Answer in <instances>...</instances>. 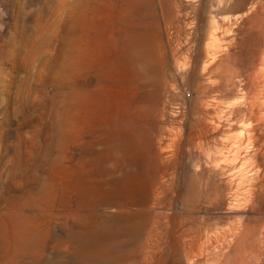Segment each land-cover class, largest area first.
<instances>
[{"label": "rangeland", "instance_id": "obj_1", "mask_svg": "<svg viewBox=\"0 0 264 264\" xmlns=\"http://www.w3.org/2000/svg\"><path fill=\"white\" fill-rule=\"evenodd\" d=\"M107 11L0 0V264H264V0L176 55Z\"/></svg>", "mask_w": 264, "mask_h": 264}, {"label": "bare ground", "instance_id": "obj_2", "mask_svg": "<svg viewBox=\"0 0 264 264\" xmlns=\"http://www.w3.org/2000/svg\"><path fill=\"white\" fill-rule=\"evenodd\" d=\"M243 2L244 0H86V7L88 13L90 14L93 10V7L97 6V9L104 15H108L107 10L112 7L113 9L118 11V13H120L122 22L121 26L125 31L131 29L133 30L135 24H139V27H141V29L144 28L148 30L149 28H153L157 31L158 35L164 31L168 35L167 46L173 51V54L176 55L181 48V43L174 36L181 33L182 31H185V27L179 24L180 16H188L189 14L193 15V20L187 22L185 25H187L188 28L196 30L199 34L200 39L208 38L214 42L219 37V34H222L221 36L223 37V47L227 49L232 44V41L227 38V35L230 31L228 27L229 19L224 15V13L233 7L239 9L242 6ZM190 3L195 4L191 6ZM199 47L201 48L199 58L203 66L205 67L212 64L215 60L214 52L210 51V48L203 44H201ZM258 94L259 93H257V95ZM260 102L257 101V103L255 104L251 103L244 109L250 125H252L251 120H254L257 123H259L260 121H264L263 112L261 111L260 114H257L254 111L255 107H258L257 109L259 111L262 110V104L264 103L261 104ZM218 127L219 126H216V128ZM234 156L236 157V155ZM160 178L161 174L153 173L151 181L146 186L145 193L146 195H148V202H153L157 199L158 196H160L159 194L161 193L162 187L159 180ZM228 182L230 184V181ZM133 189L134 188H128L127 190L129 191V193H131L133 192ZM178 193L180 196H182L183 191L179 189ZM132 194H134V192ZM127 201L129 202V204H120V207L123 208V211L130 214L129 210L132 204H134L131 202L136 201V199L134 200L132 198V195H130ZM150 230L151 227L147 231Z\"/></svg>", "mask_w": 264, "mask_h": 264}]
</instances>
